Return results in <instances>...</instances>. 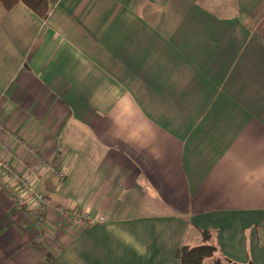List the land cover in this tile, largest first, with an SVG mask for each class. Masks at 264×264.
Here are the masks:
<instances>
[{
  "label": "crops",
  "instance_id": "1",
  "mask_svg": "<svg viewBox=\"0 0 264 264\" xmlns=\"http://www.w3.org/2000/svg\"><path fill=\"white\" fill-rule=\"evenodd\" d=\"M47 2L0 4V142L49 199L0 187V264H264V0Z\"/></svg>",
  "mask_w": 264,
  "mask_h": 264
},
{
  "label": "built area",
  "instance_id": "2",
  "mask_svg": "<svg viewBox=\"0 0 264 264\" xmlns=\"http://www.w3.org/2000/svg\"><path fill=\"white\" fill-rule=\"evenodd\" d=\"M0 127H2L0 123ZM11 138L19 141L14 136ZM44 171H49L55 174L59 181L64 180L65 173L51 165H46ZM41 172L33 170L26 166L25 174H20L14 165L10 162L7 148L0 142V187L9 196L15 199V203L19 208H25L26 204H30L28 212L34 215L37 222H43L46 217L47 208L49 206V199L42 193H38L34 189L33 180H38ZM67 217L73 222H83L91 225L94 221L102 222L104 218L100 217L97 220L91 218L87 214L73 210L64 212Z\"/></svg>",
  "mask_w": 264,
  "mask_h": 264
},
{
  "label": "trees",
  "instance_id": "3",
  "mask_svg": "<svg viewBox=\"0 0 264 264\" xmlns=\"http://www.w3.org/2000/svg\"><path fill=\"white\" fill-rule=\"evenodd\" d=\"M18 2H23L42 19H45L49 14L47 0H0V4L7 11L11 10ZM203 242V245L194 248L183 246L176 252L175 256L181 263L201 264L205 259L214 257L218 251L217 247L210 243L207 232L203 233Z\"/></svg>",
  "mask_w": 264,
  "mask_h": 264
}]
</instances>
